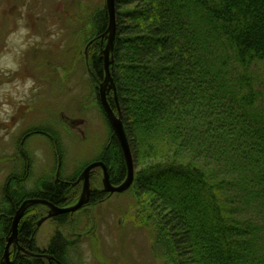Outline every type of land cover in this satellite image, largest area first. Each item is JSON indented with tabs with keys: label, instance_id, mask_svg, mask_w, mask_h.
Segmentation results:
<instances>
[{
	"label": "trees",
	"instance_id": "obj_1",
	"mask_svg": "<svg viewBox=\"0 0 264 264\" xmlns=\"http://www.w3.org/2000/svg\"><path fill=\"white\" fill-rule=\"evenodd\" d=\"M115 14L109 70L116 100L111 92L108 102L121 114L133 158L126 191L135 200L133 220L146 229L153 254L162 264H264V0H115ZM107 23L102 5L84 26L86 72L97 78L106 42L98 37ZM95 160L113 185L122 182L125 163L111 129ZM87 164L65 179L73 181ZM17 177L3 190L0 262L25 199L63 208L78 197L52 180L29 193ZM99 183L95 169L91 184ZM104 197L111 196L92 193L87 206ZM70 216L55 220L64 225ZM21 224L19 239L35 252L33 220ZM68 244L54 234L44 251L51 264H69ZM10 264L49 262L12 253Z\"/></svg>",
	"mask_w": 264,
	"mask_h": 264
},
{
	"label": "rangeland",
	"instance_id": "obj_2",
	"mask_svg": "<svg viewBox=\"0 0 264 264\" xmlns=\"http://www.w3.org/2000/svg\"><path fill=\"white\" fill-rule=\"evenodd\" d=\"M104 1L0 0V205L12 174L29 193L41 178L49 182L54 176L48 139L54 131L46 129L61 135L64 178L106 145L111 128L83 59L86 20ZM56 72L63 78L56 79ZM134 204L128 191L70 214L64 225L56 216L37 226L46 216L42 206L22 221L33 220L41 252L61 232L70 243L69 264H162L146 229L133 220Z\"/></svg>",
	"mask_w": 264,
	"mask_h": 264
},
{
	"label": "water",
	"instance_id": "obj_3",
	"mask_svg": "<svg viewBox=\"0 0 264 264\" xmlns=\"http://www.w3.org/2000/svg\"><path fill=\"white\" fill-rule=\"evenodd\" d=\"M104 7L108 16V23L107 28L103 34H101L98 38L100 39V45H103V40H106V43L103 47L100 49V54L103 58V77L102 81L98 84V97L99 102L101 105V108L105 114V117L107 119V122L115 135L119 146L122 151L123 160L125 163L126 173L125 177L117 185L111 184L109 180V175L106 166L101 161H93L86 165L83 170L80 172L76 182L73 184L76 185L79 182H82V190L78 197V200L75 204L69 206V207H57L53 205L52 203L38 198H31L24 200L19 208L15 211L11 226L9 228L8 236L6 238V245L4 249V253L1 259L0 264H10V248L14 250L18 246L17 241V235H18V229H19V223L24 215V213L32 206L41 205L47 208L48 212L47 215L39 220L37 222V226H39L41 223L46 221L47 219L63 215V214H73L80 210L83 206L87 205L90 198V184H89V178L90 173L94 169L100 168L102 171V189L98 190L99 193H106L109 195L113 194H122L126 192L130 186L133 183L134 180V163L133 158L131 154V150L129 147V143L126 137V134L123 130L122 125V117L121 114L118 112L115 114L110 107L107 95L112 92L113 98L116 100L115 95V83L111 77L109 67L113 63V49H114V41H115V34H116V14H115V0H105L104 1ZM89 44L85 47L84 54L85 58L87 60ZM18 250L22 251L23 254H26L28 256L32 257H38V254H34L32 252L25 251L24 249L20 248L18 246ZM51 264V263H49Z\"/></svg>",
	"mask_w": 264,
	"mask_h": 264
},
{
	"label": "flooded vegetation",
	"instance_id": "obj_4",
	"mask_svg": "<svg viewBox=\"0 0 264 264\" xmlns=\"http://www.w3.org/2000/svg\"><path fill=\"white\" fill-rule=\"evenodd\" d=\"M87 70H88V72H90V68H89V66L87 67ZM89 77L92 79V80H94V82L96 83V89H95V91H96V94H95V98L99 101V97H98V84H99V82H101L102 81V78H97L94 74H89ZM111 93V92H110ZM110 93L107 95V100H108V96L110 95ZM100 103V102H99ZM109 103V102H108ZM110 105V104H109ZM47 131H50V132H52V131H54L53 132V134H51V137L50 136H48V139L49 140H51V142H52V151H53V154H54V159L56 160V168H55V174H54V176L53 177H51V180L53 181V183H55V185L57 184L58 186H63L64 187V193L65 194H68V193H70L71 191H73V190H77L78 191V197H79V195H80V193H81V190H82V182H79L78 184H76V185H74L73 186V184L76 182V180H77V178H78V176H79V174H80V172L83 170H80V172L79 173H77V175H76V177L74 178V180L73 181H68V180H66L63 176H61L60 175V168H61V165H62V161H61V155H60V150H59V146L58 145H60V142L62 141V139H61V135L58 133V131H56V130H49V128L48 129H46ZM46 131V132H47ZM56 133H58V134H56ZM45 135V134H44ZM55 135V136H54ZM47 136V135H46ZM23 137H25V135L23 136ZM93 161H98V160H92V161H90V162H88V164L89 163H91V162H93ZM87 164V165H88ZM97 169H99L100 170V183H99V186H94L93 184H91V175H92V172L95 170H93V171H91V173H90V178H89V184H90V191H91V193H90V196H91V194L92 193H99L98 192V190H100V189H102V182H101V180H102V176H101V169L100 168H97ZM109 175V174H108ZM20 180H23V179H20ZM109 180H110V178H109ZM111 182V181H110ZM45 183H48V179H44V178H41L38 182H36L35 183V187L38 189V187L40 188V187H42V186H44L45 185ZM112 184V183H111ZM20 187H22L21 185H20ZM22 188H24V187H22ZM101 194H106V193H101ZM108 196H111V195H109V194H107ZM78 197H77V200H78ZM27 199H29V198H27ZM90 199V198H89ZM26 200V199H25ZM44 200V199H43ZM47 201V200H46ZM49 202V201H48ZM51 203V202H50ZM89 203V202H88ZM88 205V204H87ZM87 205H85V206H83V207H86ZM36 206H41V205H36ZM43 207V209L45 210V215H47V212H48V210H47V208L46 207H44V206H42ZM82 207V208H83ZM81 208V209H82ZM27 212V211H26ZM26 212L24 213V215H23V217L25 216V214H26ZM44 215V216H45ZM2 216H3V214L1 213V211H0V220H1V218H2ZM22 217V218H23ZM58 217V216H57ZM22 223V219H21V221H20V223H19V229H18V235H17V241H18V246L20 247V248H22V249H24L25 251H27L26 249H25V247L22 245V241L19 239V232H20V229H21V224ZM8 236V235H7ZM7 238V237H6ZM6 238H5V241H6ZM6 245V244H5ZM18 246L13 250L12 249V247L10 248V260H11V255H12V253L13 254H15V255H21V256H23V255H25V256H28V255H26V254H23V252L22 251H20V250H18ZM42 251V250H41ZM38 248H36V251L35 252H32V253H34V254H38L39 256L38 257H32V256H30V257H32V258H34V259H38V258H43V259H45L46 261H48L49 263H51V259H52V256L51 255H48L47 253H45V252H41ZM29 252V251H28ZM64 254H66V257H67V251H64ZM70 263V262H69Z\"/></svg>",
	"mask_w": 264,
	"mask_h": 264
}]
</instances>
